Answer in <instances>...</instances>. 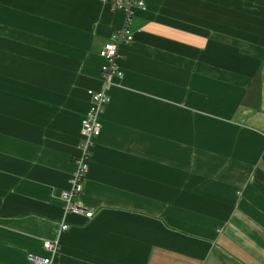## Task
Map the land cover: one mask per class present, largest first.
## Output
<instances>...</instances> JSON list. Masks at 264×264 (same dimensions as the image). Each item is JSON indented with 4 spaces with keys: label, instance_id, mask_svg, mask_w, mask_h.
<instances>
[{
    "label": "crops",
    "instance_id": "crops-1",
    "mask_svg": "<svg viewBox=\"0 0 264 264\" xmlns=\"http://www.w3.org/2000/svg\"><path fill=\"white\" fill-rule=\"evenodd\" d=\"M66 215L63 264H264V0H144ZM110 0H0V264L46 254Z\"/></svg>",
    "mask_w": 264,
    "mask_h": 264
},
{
    "label": "built area",
    "instance_id": "built-area-1",
    "mask_svg": "<svg viewBox=\"0 0 264 264\" xmlns=\"http://www.w3.org/2000/svg\"><path fill=\"white\" fill-rule=\"evenodd\" d=\"M110 7L121 10L124 16L122 23L113 29L108 41L99 51V55L103 59L100 69L101 88L86 91L89 105L85 115L80 120L78 154L73 160L74 171L68 178V186L60 191L63 218L56 223L53 229V238L43 239L41 242L46 254L27 253L25 259L28 264H63L58 260V251L60 235L69 228V223L64 216L79 214L86 219H91L94 216V209L80 200L89 166L91 146L100 133V116L110 99L106 86L110 84L112 77H123V72L117 63L119 47L132 41L133 33L129 29L130 18L134 8H145V2L144 0H110Z\"/></svg>",
    "mask_w": 264,
    "mask_h": 264
}]
</instances>
